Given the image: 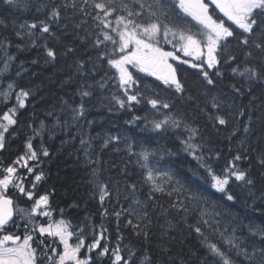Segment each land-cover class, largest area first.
Listing matches in <instances>:
<instances>
[{"label": "snow or ice", "instance_id": "snow-or-ice-1", "mask_svg": "<svg viewBox=\"0 0 264 264\" xmlns=\"http://www.w3.org/2000/svg\"><path fill=\"white\" fill-rule=\"evenodd\" d=\"M10 7L14 6L21 11L35 9L36 13L43 14L42 19H36L29 23L24 21L17 24L15 20L8 21L6 17L0 18V29L11 30L10 34L21 40L26 36L31 41V47H42L44 50V63L52 64L61 57L74 55L76 49L72 43H64V36L68 33L69 23L76 16H91L94 21V29L90 35H94L91 47L98 50L96 60L106 63L109 70H115L109 76V80L115 79L117 87L123 90V98L113 94L114 100L121 109L126 106L131 109L134 104L141 103L143 92L137 87L134 92L130 89L140 83L138 77L134 76L129 66L139 73L153 76L163 82L169 88L175 89L176 93H183L185 86L178 78V66L174 67L170 60L179 61L180 64H188L192 68L200 70L202 82L207 86L216 87L217 78L223 73L219 66L222 63L230 64L236 61L237 57L230 51L232 41L236 42V47L244 52V66L241 69L240 63L235 67H230L233 76L243 78L248 85L247 93L243 91V84L236 83L230 85L232 96L231 103H228L227 94L225 99L218 96H211L206 103L208 107L200 108V112L207 113V123L217 133L221 131V126L227 128L230 123L229 116H245L244 108H237L235 100L252 93L257 85H264V0H4ZM138 6V7H137ZM72 10V16L67 15L68 10ZM91 9L92 11H89ZM94 13V14H93ZM147 13L148 20L145 22L142 17ZM227 22H230L227 23ZM87 20H81L73 25V29H80ZM234 26V27H233ZM61 28L63 31H61ZM114 33V35H113ZM77 39H85L76 35ZM44 41L42 45L37 41ZM51 41V45L48 43ZM162 44H170L172 51L165 50ZM12 46V40L8 35H0V49L6 55L4 69H0L3 75L10 67L9 62L16 59L8 54V49ZM17 49H22L23 45L17 44ZM177 52H182L185 57L192 60H182ZM192 61H200L193 63ZM253 61L257 63L253 64ZM92 57L75 58L73 64L75 73L81 77L93 75L97 71L95 63L89 69ZM38 63L37 60L32 61ZM208 69H215L214 73H209ZM20 75L19 72L16 73ZM74 75L70 74L65 83H74ZM99 83L100 88L106 86V81ZM91 85L86 88L84 84L78 86V94L81 102L75 107H71L72 120L75 121L85 115L84 98L92 97ZM15 92L14 83L7 84V90L2 93L3 102L7 104ZM31 95L29 90L20 88L15 92V104L7 107L0 114V152H5L10 147V141L18 135L16 128L19 124L18 115L20 109L26 107V100ZM203 95L207 96L205 91ZM147 103L152 109L159 111L160 108L169 109L170 104L157 98H147ZM195 100V97H188ZM256 97L252 96V100ZM66 103V102H65ZM234 111L225 112L224 106ZM199 108V104L196 105ZM48 115H52L50 112ZM141 117L134 116L133 122ZM147 120V116L144 117ZM248 123L243 126L245 138L240 141L242 151H237L231 155L219 172L213 167V157L207 159L202 152L206 147L205 143H194L200 137V129L192 127L183 121L182 118L174 115H165L163 119H153L150 121L152 130L161 134H166L170 130L175 131L183 125L188 133L187 139H180L184 145V151L188 152L198 162L210 177L211 187L221 193L228 201H234L236 196L232 193V186L247 189L249 196L253 195L252 189L260 185L261 197L264 199V110L261 111L259 128L253 122L252 115L247 116ZM57 120V125L59 124ZM67 125V121L64 122ZM91 123V122H89ZM31 127V124H29ZM44 121L40 122V127L33 128V136L28 137L24 143V151L15 160L6 166L0 161V264H104L106 257L110 264H168L172 260L171 249L163 242L156 244L154 253L149 231L151 220L149 218L148 205L139 199H133L132 203L137 207L121 208L120 211H113L111 215L117 218V243L115 247H110L108 243H102L107 239L108 228L103 220L109 215L108 209L104 208L106 197H111L112 192L109 186L104 183H96L94 187L98 190L99 201L103 212L102 222L99 225L91 223V217L86 216L85 221L80 225L73 226L71 221L66 219H52V209L50 196L53 192L38 194L39 185L46 181V172L41 167L42 157H49L47 147L41 145L34 146L33 140L42 137L45 129ZM240 129L233 127L225 138L229 141L236 136ZM249 136H257V146L246 145L245 141ZM114 136L104 141L107 147L112 140H119ZM85 141L81 140V144ZM119 151V149H117ZM211 151V149H209ZM231 152V150H229ZM128 152L132 153V146L128 145ZM250 152L256 153L255 173L254 165L251 163ZM175 155L170 150L164 153L161 150L160 159L164 155ZM144 161L141 167L145 169V183L151 185L148 199L152 200L155 193H165L164 183L160 178H165L166 183H171L174 177L165 171H160L149 165V158L156 156L155 150L144 149L138 153ZM215 160L220 159L221 153H214ZM247 166H245V162ZM89 163L93 161L89 160ZM20 169L24 171L21 172ZM95 176V170L93 172ZM27 184L30 187H26ZM91 182V181H90ZM179 188H173L167 192L171 196L173 192L179 191L184 186L180 180H175ZM12 186L18 193L25 197L31 204L29 207H21L14 203L12 196L8 195L9 186ZM132 192L136 190V185H130ZM120 193L117 190L116 198L119 202ZM193 199L198 198L194 194ZM125 200L129 197L124 196ZM176 207L175 204L171 205ZM184 211H187L185 208ZM259 211V209H257ZM63 215L64 210H60ZM124 215V227L130 228L137 238L142 237L139 247L123 244L124 237L121 233V216ZM18 216L24 223L21 225L14 217ZM38 217L47 218L44 223L38 222ZM133 217V218H129ZM145 221H147L145 223ZM208 224V221H204ZM12 227L25 229L23 237L11 231ZM194 228L197 235L203 236L201 243L207 244V255L201 260V264H264V221L258 224L245 225L249 234L258 237L260 245H251V248L242 247L236 243L235 229L229 236L223 232L220 235L224 238V243L229 245L228 249L219 244L211 242L204 235L201 227ZM97 228L99 231L97 232ZM227 231V230H225ZM91 234V242L86 237ZM75 237L74 242H70ZM163 241V237H161ZM62 247V250H61ZM86 249L89 254L82 255L81 250ZM142 249V250H141ZM94 253V255H91ZM126 253V255H125ZM234 254V255H233ZM168 256V260H161L159 257Z\"/></svg>", "mask_w": 264, "mask_h": 264}, {"label": "trees", "instance_id": "trees-1", "mask_svg": "<svg viewBox=\"0 0 264 264\" xmlns=\"http://www.w3.org/2000/svg\"><path fill=\"white\" fill-rule=\"evenodd\" d=\"M57 2H64V0H57ZM89 11L92 10L89 9ZM67 15L72 16L71 9L68 10ZM4 17L9 22L15 20L19 24L24 21L31 23L36 19H42L43 14L36 13L35 9L21 11L14 6L10 7L4 3V0H0V18ZM142 19L147 22L149 19L147 13ZM81 20H87V23L80 29L74 30L73 25ZM227 23L230 24V22ZM93 29L94 21L91 16L78 15L74 17L69 23L68 33L63 39L64 43L71 42L76 51L74 55L61 57L52 64L44 63L43 48L31 47V41L26 36L21 40L11 35L10 29L9 31L0 29V35H8L12 40L8 54L16 57L15 60L9 62L10 67L4 75V79L14 83L15 92H18L20 88L31 92L25 102L26 107L20 109L17 117L19 120L16 128L18 135L10 141L7 151L0 152V161L3 165L6 166L23 153L26 139L34 135L32 129H38L40 122L44 121L46 129H44L42 137H36L33 143L37 147V144L40 146L42 142L43 146L49 150L50 156L41 158L43 161L41 167L46 172L47 179L39 185L37 193L43 194L46 191L53 192L54 190L50 196L54 220L63 218L71 221L74 227L77 225L82 227V222L88 223L85 221V217L90 216L91 223L99 225L102 222L103 208L99 201L98 190L94 187L96 177H99L100 183L107 184L112 192V196L106 197L104 202V208L108 209L109 215L103 220L108 228V233H106L107 239L102 241V243H108L110 247H115L117 243V218L111 213L120 211L122 207H137L132 203L133 199H139L148 205L147 212L151 220L149 231L154 253L158 251L155 247L156 244L163 242L171 249L172 260L168 261V264H201V260L205 259L207 244L206 242L201 243L204 237L197 235L194 228L190 226L201 227L204 235L211 242L217 243L225 249L230 246L224 243V238L220 233L223 232L225 236H229L233 233V229H235L237 238L236 243L241 244L242 247L250 249L253 244L259 246V238L251 236L245 227L249 222L258 224L264 221V199L261 197L259 183L256 188L252 189V196H249L247 189L237 188L233 185L232 193L236 199L234 201L226 200L221 193L211 187L210 177L203 168L199 167L193 156L183 150L184 145L180 143V139H187L188 136L183 125L180 129L161 134L153 131L150 123L153 119L160 120L165 115H174L182 118L190 126L198 127L201 134L194 143H205L206 147L197 155L203 154L206 159L212 156L213 167L219 172L232 154L242 151L240 141L245 138L243 126L248 123L247 116L252 115L253 122L259 128L260 122L257 118L264 110V85L260 84L253 88L251 94L235 100L237 108H244L246 115L229 116V125L227 128L221 126L219 133L211 128L210 124L206 126L207 113L199 110L208 107L209 111H215L206 103L213 95L225 99L224 94H227V102L231 103L230 85L232 83H236L238 86L243 84V91L247 93L248 85L244 83L243 78L233 76L230 71V67H235L237 63H240L241 69L243 68L245 60L243 50L237 48L236 42L232 41L230 51L237 57V60L230 64H224L222 60L219 68L223 75L217 78L216 87L207 86L202 82L199 69L192 68L188 64H180L179 61H172L174 67L178 66V78L185 86L183 93H176L174 87L169 88L155 77L139 73L131 68L130 71L139 78L140 83L130 89V92H134L138 87L144 96L140 98V104H134L131 109L127 106L121 109L111 97L116 94L123 98V90L116 86L115 79L109 80L105 76V72L111 76L115 70H109L106 63L96 60L98 50L91 47L95 38L94 35H90ZM61 31H63L62 28ZM77 34L85 39L75 38ZM43 42L42 40L37 41L40 45ZM48 43L51 45L52 42L48 41ZM17 44L23 45V48L17 49ZM163 47L165 50L171 51L167 45ZM177 55L182 60H192L191 57H185L178 53ZM88 56L92 57V62L88 65L89 69L95 63L97 71L91 76L81 77L75 73L73 60L75 58L86 60ZM6 58L4 51L0 49V69H4ZM33 60H37L38 63L33 64ZM192 62L200 63V61ZM255 63L257 62L253 61V64ZM208 71L211 74L215 69H208ZM17 72L20 73L19 76L16 75ZM70 74L74 75L75 82L65 83ZM102 78L106 81L104 88H100L98 83ZM80 84H84L86 88L91 85L89 90L93 93L92 97L84 98L85 115L75 120L79 123L83 122L84 130L77 135L72 133L65 135L59 127L65 124V121H73L71 107H75L81 102V97L78 94ZM205 91L208 93L207 96L203 95ZM189 96L195 97V100H189ZM252 96H255L256 99L252 100ZM144 97L166 101L170 104V108H160L159 111H156ZM197 103L199 108L196 106ZM224 111L234 110L228 109L225 104ZM50 112L52 115H48ZM134 116H139L141 119L133 122ZM145 116H147V120L144 119ZM57 120L60 122L58 125ZM233 127L239 128L240 131L229 141L225 137L230 134ZM114 136H118L120 139L112 140L107 147H104V141ZM177 136L180 139H177ZM86 139L87 142L79 145L78 142ZM245 143L256 147L257 136H249ZM128 145L132 146L131 154L128 152ZM145 148L157 152L156 156L149 158V165L160 171L169 172L174 177L171 183H166L165 178H160L166 192L155 193L152 200L148 199L151 185L145 183V169L141 167L144 161L137 155ZM161 150L164 153L170 150L175 155L165 154L164 159L161 160L159 158ZM216 151L221 153L218 161L214 156ZM249 155L255 173L256 153L250 152ZM89 160L93 163H89ZM247 163L246 161L245 166ZM94 170L95 176L93 175ZM177 179L184 187L173 192L171 196L167 195V192L172 191L173 188H179L175 184ZM132 184L136 185L134 192L130 189ZM117 190L120 193L119 202L116 198ZM194 194H198L197 199L192 198ZM126 195L129 197L128 200L124 199ZM18 199L21 203H27L29 206L31 204L21 196H18ZM173 204L176 207H172ZM185 208L187 211H184ZM61 209L64 210L63 215H61ZM120 220L121 233L124 237L123 244L130 243L139 247L142 237H135L130 228L124 227V215ZM204 221H208V224H205ZM98 231L99 228H97ZM17 234L23 237L25 231L20 230ZM161 237H163V241H161ZM86 240L91 241L88 237ZM86 253V249L81 250L82 255H86ZM159 259L168 260V256H161ZM104 264H110L106 257ZM208 264H212V261L209 260Z\"/></svg>", "mask_w": 264, "mask_h": 264}, {"label": "rangeland", "instance_id": "rangeland-1", "mask_svg": "<svg viewBox=\"0 0 264 264\" xmlns=\"http://www.w3.org/2000/svg\"><path fill=\"white\" fill-rule=\"evenodd\" d=\"M165 45H167V46H169L170 48H171V51L173 50L172 49V46L170 45V44H162V46H165ZM178 54H181V55H183V53L182 52H177ZM184 56V55H183ZM170 63H171V60L169 61ZM130 67V66H129ZM5 75V73L3 74V75H0V106H5L6 104L3 102V96H2V93L3 92H5L6 90H7V84L9 83V82H6V81H4L3 80V76ZM12 101V104H11V106H13L14 104H15V97H14V99H12V97L9 99V101L8 102H11ZM7 102V103H8ZM10 106V107H11ZM63 132H64V134L65 135H68V134H70V133H72L73 135H77L79 132L80 133H82V130H84V124H83V122H78V121H69L68 123H67V125H65V124H63V125H60V127H59ZM45 129H46V127H45ZM46 131V130H45ZM79 136H82V135H79ZM85 142H87V139L86 140H84ZM79 143V145H83V144H81V142H78ZM37 147H40L38 144H37ZM20 171L21 172H23L24 170L23 169H20ZM100 183V178L98 177H96V182L95 183ZM29 184H27V182H26V186H28ZM30 186V185H29ZM9 191H10V193H16L17 195V197L18 196H21L19 193H18V191L16 190V189H14L11 185L9 186ZM16 197V198H17ZM24 200H26V198L25 197H23V196H21ZM18 204H19V202H18ZM24 204H26L27 205V203H24ZM19 206H21L20 204H19ZM23 207H25V206H23ZM47 218H45V217H38V222L39 223H44L45 222V220H46ZM52 219H53V217H52ZM56 220H59V219H56ZM88 238H90V239H92V236H91V234H89L88 236H87ZM75 241V237H73V240L72 241H70V242H74ZM89 242H91V241H89ZM61 250H62V247H61ZM86 254H88V253H86Z\"/></svg>", "mask_w": 264, "mask_h": 264}, {"label": "flooded vegetation", "instance_id": "flooded-vegetation-1", "mask_svg": "<svg viewBox=\"0 0 264 264\" xmlns=\"http://www.w3.org/2000/svg\"><path fill=\"white\" fill-rule=\"evenodd\" d=\"M14 219H16V220H17V222H18V218H17V216H16V217H14Z\"/></svg>", "mask_w": 264, "mask_h": 264}]
</instances>
